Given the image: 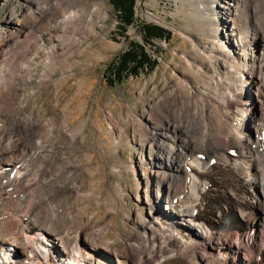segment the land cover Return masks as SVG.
<instances>
[{"label": "bare ground", "instance_id": "bare-ground-1", "mask_svg": "<svg viewBox=\"0 0 264 264\" xmlns=\"http://www.w3.org/2000/svg\"><path fill=\"white\" fill-rule=\"evenodd\" d=\"M31 3L32 12L21 6L19 13L10 15L5 24L22 29L21 36H13L9 44L5 42L6 31H0V98L4 94L14 97L13 89L21 88L24 82L22 71H27L29 78L33 74L22 59L26 53L22 47H33L29 43L32 32L40 37L35 55L38 48L42 51V46L47 45L43 37L53 43L54 35L57 41L55 48L53 45L43 52L44 66L39 81L43 84L54 81L58 62L63 67V73L55 80L59 90L68 80L73 65L68 66L63 58H57L58 49L68 44L77 31L83 33L90 23L98 24L101 17L104 20L106 14L102 3L90 5L89 0H32ZM176 3L180 4L176 13L187 21L181 35L193 48L184 49L180 55L184 75L179 88L153 105L152 112L159 109L161 113L156 114L161 116L162 123L155 124L154 129L168 126L179 130L181 135L164 142L170 138L165 129L156 133L163 139L151 138V143L156 145V154L152 156L165 159L166 163L160 161L164 164L159 169L167 173L151 171L147 163L154 176L155 190L152 198L147 192L144 195V204L150 209L161 194L172 216L159 214L157 205L150 211L152 215L145 212L144 227H159L161 233L153 234L159 237L150 239L145 236L146 249L136 248L138 251L126 241L124 263H132L130 258L136 260L144 249L143 254L150 253L147 258L151 262L164 257L158 260L159 264L177 262L182 256L186 264H264V0H177ZM83 15L88 19L82 20ZM223 18L228 22L225 32L221 30ZM78 37L75 39L81 40ZM87 87L88 83L80 80L77 94H86ZM35 94L37 98L41 90L34 89ZM17 100L16 106L13 104L6 110L0 105V244L13 246L16 253L15 258L6 253L0 255V264H40L39 257L44 259L41 264H83L88 258L85 251L107 257L108 250L94 242L95 235L91 239L81 234L79 238L78 233L72 237L65 221L71 214L62 204L63 192L68 188L79 192L85 186L76 174L79 166L73 150L65 148L61 137L54 135L52 118L37 116L33 111L21 118L24 130L11 133L14 123L10 120H18L21 110L29 104L28 100L23 103L21 97ZM82 104L85 103H81L79 111L84 110ZM64 111L70 123L68 113H76L71 101ZM69 125L67 131L71 134L81 133ZM231 148L236 155H225ZM196 153H204L206 158L216 156L217 162L208 167L206 161L195 159ZM187 155L194 158L183 163ZM87 158L91 156L88 154ZM198 180L213 185L199 187ZM100 186V182L95 184V188ZM90 191L88 195L100 199L101 192ZM184 207L188 213H184ZM193 209L197 210L194 217ZM112 242L106 239L104 245ZM207 250L213 254L206 255ZM137 260V264H146Z\"/></svg>", "mask_w": 264, "mask_h": 264}, {"label": "rangeland", "instance_id": "rangeland-1", "mask_svg": "<svg viewBox=\"0 0 264 264\" xmlns=\"http://www.w3.org/2000/svg\"><path fill=\"white\" fill-rule=\"evenodd\" d=\"M31 1L4 0L0 5V31H6V35H8L5 42L10 44V39L13 36L22 35V29L6 27L5 24L10 15L15 16L19 13L17 10L21 6L32 12L34 6ZM176 2L177 0H137L136 22L127 27L124 33H121L109 0H89L90 5L102 3V10L106 14L104 20L101 17L98 24L90 23L83 33H80L77 28L79 31L76 29L77 34H73L70 42L65 43V47L59 48L60 50L58 49L57 58H63L68 66L73 65L66 83L57 90L55 80L63 73V67L58 62L54 67V81L45 84L39 81V75L44 66L45 54L43 52L53 45L55 48L57 41L54 35L53 43L43 37V42L47 45L42 46L44 47L42 51L38 48V54L35 55L40 37L37 33L32 32L29 43L33 47L29 49L27 46L22 47L26 51L22 55V59L23 65H28L33 74L29 78L27 71L25 73L22 71V82H24L21 88L13 89L14 97L8 98L4 94L3 99L0 98V105L5 110L9 106V108L13 107L19 97L22 98L23 103L29 101L26 109L21 110L18 120H10L14 123L11 133L16 134V131L24 130L25 126L21 118L28 117L33 111L37 116L44 115L47 118H52L55 122L54 135L61 137L65 148L73 150V155L76 156L75 161L79 166L76 174L79 181L85 186L81 190L82 193H80L81 191L76 192L72 187V189L68 188L67 192H63L62 204L71 214L70 217L66 216L65 221L70 227L72 237L78 233L79 238L81 235H85L87 239H91L95 235L93 238L96 241H93L98 246L104 247L105 251L108 250L107 257H98L85 251L84 256L88 258L83 264H95V262L97 264H125L126 241L131 242V245L134 246L133 249L137 250L136 248H144L143 238L145 236L150 239L152 236L159 237L153 234L161 233L159 227L147 226L148 228H145L143 225L146 217L145 212L152 211L156 205L160 211L162 207L166 206V201L161 199L163 197L161 194L158 195L154 206L152 205L153 207L151 206L150 209L144 204L145 192L151 198L154 196V176L150 170L162 174L164 171L159 168L166 163L165 159L152 156L156 154L154 147L156 145L153 141L151 143V138H162L156 134L157 131L167 129L170 138H166L164 142H171L172 139H177L181 132L174 131L172 127L168 126L154 129L155 124L158 125L162 122L159 119L161 116L156 114L160 113V110L157 109L156 113L152 112L153 105L167 97L168 92L171 93L179 88L184 75L180 55L184 49L193 48V45L181 35L187 21L184 16L176 13L177 6L180 5H177ZM82 18V20L88 19L86 15H83ZM78 21L80 22L81 19ZM222 23H224V27L221 25L220 27L222 32H225L228 22L223 18ZM139 24L162 26L169 32L168 41L153 40L150 44L146 43L142 40ZM76 36H80L78 38L81 40L75 39ZM35 41H37L36 46ZM130 42H140L155 64L151 68L140 70L137 75H128L111 84L106 78L109 74L107 68L121 52L129 47ZM208 71L211 72V69ZM80 80H85L86 84L88 83L89 88L87 87L86 94L83 92L80 95L77 94ZM34 89L41 90V94L37 98L36 94L34 95ZM17 94H19L18 98ZM34 99H37L35 107ZM58 100L59 102H57ZM69 101L76 113H68L71 121L67 123L64 107ZM81 103H85L82 104L84 110L79 111L78 107ZM14 105L16 106V104ZM42 105L43 107L39 108ZM151 112L154 114L152 115ZM67 124H70V127L73 126L74 130H79L81 135L74 136L67 131ZM168 145L170 144L168 143ZM88 154L92 159L87 158ZM150 158H152L151 161ZM98 182L101 186L95 188V184ZM90 190L94 193L101 192L100 199L94 195H88ZM150 215H152L151 212ZM127 238L129 240H126ZM106 239H112L113 242L109 246L104 245ZM80 244L83 246V242ZM144 249L142 250L144 251ZM143 251L138 253L139 257H136V260L131 257L132 263L129 261V264H137V259L145 261L146 264H159L160 260L165 259L158 257L159 259L155 258L156 261L151 262V258H147L150 253L143 254ZM209 252L207 250L205 253L211 256L213 253ZM132 253L135 252L132 251ZM97 254L100 255V252ZM109 254L110 256H108ZM39 260L40 264L44 262L43 258L39 257L37 261L39 262ZM61 264L66 263L61 262ZM168 264H186V261L182 256L177 259V262L170 260Z\"/></svg>", "mask_w": 264, "mask_h": 264}, {"label": "trees", "instance_id": "trees-1", "mask_svg": "<svg viewBox=\"0 0 264 264\" xmlns=\"http://www.w3.org/2000/svg\"><path fill=\"white\" fill-rule=\"evenodd\" d=\"M3 0H0V4ZM113 7L118 27L121 33H124L127 27L132 26L136 22V0H109ZM142 40L150 44L153 40L169 39L168 31L157 24H139ZM155 61L151 60L145 51L144 46L140 42H130L129 47L121 52L115 61L108 66V81L112 84L118 82L128 75H137L144 68H151Z\"/></svg>", "mask_w": 264, "mask_h": 264}]
</instances>
